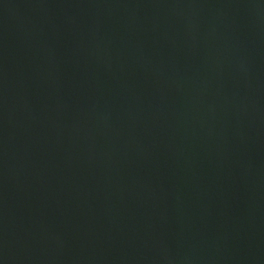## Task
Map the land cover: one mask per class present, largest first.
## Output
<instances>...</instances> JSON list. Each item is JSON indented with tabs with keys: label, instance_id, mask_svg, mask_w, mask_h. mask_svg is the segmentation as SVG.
Wrapping results in <instances>:
<instances>
[{
	"label": "water",
	"instance_id": "1",
	"mask_svg": "<svg viewBox=\"0 0 264 264\" xmlns=\"http://www.w3.org/2000/svg\"><path fill=\"white\" fill-rule=\"evenodd\" d=\"M0 264H264V0H0Z\"/></svg>",
	"mask_w": 264,
	"mask_h": 264
}]
</instances>
